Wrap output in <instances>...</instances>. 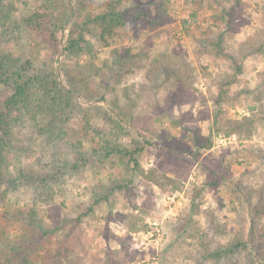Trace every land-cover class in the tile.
<instances>
[{
  "label": "rangeland",
  "instance_id": "obj_1",
  "mask_svg": "<svg viewBox=\"0 0 264 264\" xmlns=\"http://www.w3.org/2000/svg\"><path fill=\"white\" fill-rule=\"evenodd\" d=\"M0 1L12 9L10 18L0 21V51L21 62L29 60L40 75L52 73L60 80L62 76L63 86L68 83L67 72L69 78L80 79L76 81V100L67 115L59 116L67 139L80 141L93 159L91 149L98 141L90 140L91 132L83 131L85 121L101 125L103 109H113V102L122 110L130 108L125 112L128 125L149 142L138 161L153 177L147 179L133 171L131 164L118 163L114 157L103 163L89 161L83 175L66 174L54 182L46 203L23 183L18 185L19 180L17 189L1 182L0 264H216L195 255L197 236L208 227L206 210L224 227L216 236L220 243L234 235L249 238V208L227 185L212 186L208 172L216 168L227 180H241L255 189L264 187V109L250 95L232 97L221 105L209 99L216 91L215 80L226 68L209 45L225 28L214 15L236 0H119L122 8L142 9L144 16L134 23L126 21L108 45L86 33L95 54L83 52L77 57L60 51L73 22H81L117 0ZM263 3L240 0L235 6L227 47L236 49L239 41L255 38ZM34 12L45 14L44 31L25 24ZM259 44H263L261 39L255 46ZM114 49L129 52L133 62L118 81L103 65L113 59ZM90 63L101 68L99 74L87 69ZM244 88L264 94V51L244 58V70L230 92ZM10 93V87L0 84V111ZM249 106H256L255 110L250 112ZM40 108L42 112L36 110L35 117L24 118L30 127L27 138L34 135L36 124L46 126L53 117L44 111L46 107ZM250 114L254 122L249 133L247 126L237 127V123ZM193 131L201 142L210 139L211 147L193 146ZM169 136L191 152L161 148V140ZM36 144L5 153L8 177L17 171L27 177L43 174L35 161ZM124 179H129L128 187L109 192L112 203H93L97 191L107 193L106 189ZM33 210L42 227L62 225L61 229L41 235L29 217ZM261 224L264 227V217ZM65 247L68 254L58 262L52 258Z\"/></svg>",
  "mask_w": 264,
  "mask_h": 264
},
{
  "label": "trees",
  "instance_id": "obj_2",
  "mask_svg": "<svg viewBox=\"0 0 264 264\" xmlns=\"http://www.w3.org/2000/svg\"><path fill=\"white\" fill-rule=\"evenodd\" d=\"M239 4L240 0H236L228 8H223L214 15L216 19L224 22L225 28L214 36L209 45L213 56L224 61L226 68L219 73L215 80L216 91L209 94V99L215 105H221L232 97L250 95L256 97L258 100L256 105L263 110L264 94L262 91L254 93L249 88H244L234 93L230 92V86L238 80V76L244 70V58L253 53L264 51V3L260 30L256 32L255 38L249 37L246 41H239L236 49L226 46L228 28L234 23L235 6ZM9 9L12 10L0 1V21L10 18ZM144 14L145 12L139 8H122L119 0L109 1L104 8L85 17L83 21L73 22L60 51L71 57H77L83 52H86L89 56H94L95 46L86 37V33L96 36L103 45H108L110 39L112 40L116 34V30L123 26L126 21L130 20L134 23ZM25 24L37 30L44 31L47 28L45 14L40 12H34L28 16L25 19ZM260 39L263 44L255 46L256 41ZM53 41H56L54 36ZM112 58L109 63L106 61L103 65L108 68V72H112L111 75L118 81L122 72L127 71V66L133 65L132 56L129 52L119 53L114 49ZM89 67L87 69L90 71L94 69L97 74L101 70L99 67L94 68L95 66L92 63ZM54 76L52 73L40 75L35 72L29 60L26 59L21 62L10 53L0 51V84L11 89V93L5 98L3 108L0 111V183H6L8 186L13 184L14 189H17L15 188L17 187L16 181L19 180L18 185L23 183L28 190L46 203L48 197L53 194L54 182L63 179L66 174L83 175L84 167L89 161L103 163L111 157H114L118 163L131 164L133 171L145 175L144 177L149 180H153L149 172H144L138 161V156L141 154L144 145L149 142L128 125L129 120L125 112L130 108L122 110L116 102H113V109L108 107L103 109L101 125L92 124L88 120L85 121L83 131L91 132L89 139L98 141L97 146L91 149L93 159L87 156L80 141L73 142L67 139L66 132L60 127L63 120L59 116L67 115L68 107L76 100V94L78 93V87L76 86L78 82L76 81L80 79L76 80L72 76L69 78L67 72L68 83L67 86H63V77L61 76L60 80L59 77L55 78ZM40 106L46 107L47 109L44 108V111H49V114L53 117L49 116L51 121L46 126L36 124L33 129L34 135L27 138L30 127L25 125L24 118L27 115L35 117L38 113L36 110L42 112ZM255 107L249 106V111L253 112ZM56 117L57 124L55 123ZM253 122L254 117L252 115L246 116L242 123H237V127L240 125L247 126V132L250 133ZM192 134L195 137L192 143L193 146L197 148L211 147L212 142L210 139L206 138L205 142H201V136L199 134L196 136V131H193ZM126 138L129 139L128 142L125 141ZM26 140L27 143H25ZM34 141H37L36 150L38 152V156L35 158L36 165L41 167L44 171L43 174L38 177H27L17 171L15 176L8 177L4 170L5 153L10 151V148H13L14 151L30 148ZM161 145L162 147H160L166 150L174 149L191 152L190 148H186L177 142L174 136L162 139ZM209 169L212 186L217 187L221 183L227 185L235 197L241 199L249 208L251 231L249 238L234 235L225 244H222L216 240V236L225 231L224 227L215 222L213 213L206 210L205 212L209 216L207 217L208 227L204 233H199L197 236L195 255H198L201 259H210L216 264H241L243 261L245 264H255L256 260L259 264H264V227L261 224V219L264 217V187L255 189L243 185L241 180H227L226 174H222L216 168ZM128 185L129 179H124L106 189L107 193L104 190L97 191L93 203L101 201L112 203L110 202L109 192L112 193L116 189H125ZM1 192H5V189ZM35 214L33 210L29 217L38 226L41 235L54 233L61 229L62 225L50 228L42 227L40 222L35 220ZM69 235L70 232L65 234L66 237H69ZM67 251L68 247L58 249L52 258L57 259L58 262L64 253L68 254Z\"/></svg>",
  "mask_w": 264,
  "mask_h": 264
}]
</instances>
